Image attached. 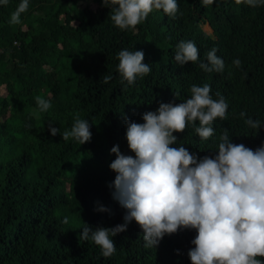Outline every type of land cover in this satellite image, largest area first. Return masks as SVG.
Listing matches in <instances>:
<instances>
[{
    "label": "trees",
    "instance_id": "obj_1",
    "mask_svg": "<svg viewBox=\"0 0 264 264\" xmlns=\"http://www.w3.org/2000/svg\"><path fill=\"white\" fill-rule=\"evenodd\" d=\"M21 2L0 4V264H192L195 229L165 234L156 247L146 248L133 220L110 236L116 251L107 258L94 241L79 237L87 226L95 231L125 223L126 209L113 200L110 187L116 177L111 149L118 145L123 154L135 155L125 121L144 123L143 114L161 103L186 101L193 85L207 84L212 99L225 98L226 119L213 122L208 140L195 131L199 121L189 123L174 133L172 147L214 158L224 129L232 143L264 146V5L176 0L174 18L153 9L135 30H121L102 0H29L21 23L10 24ZM71 4L79 7L77 15ZM205 22L213 33L203 29ZM181 41L195 43L197 62L176 63ZM213 48L224 61L221 73L199 66ZM124 49L143 51L151 68L132 85L122 84L118 72ZM104 75L112 79L104 83ZM37 96L51 102L46 112L39 110ZM77 115L92 133L83 145L61 135ZM249 117L260 121V129L245 123ZM50 124L61 134L52 136Z\"/></svg>",
    "mask_w": 264,
    "mask_h": 264
},
{
    "label": "clouds",
    "instance_id": "obj_2",
    "mask_svg": "<svg viewBox=\"0 0 264 264\" xmlns=\"http://www.w3.org/2000/svg\"><path fill=\"white\" fill-rule=\"evenodd\" d=\"M215 0H202L204 6ZM111 8V20L121 30L144 22L153 9H162L169 17L178 12L176 0H102ZM7 5L8 0H0ZM235 4L251 7L264 5V0H235ZM29 7V0H22L11 14L10 24L21 23L20 17ZM213 48L207 53V63L200 68L221 73L224 61ZM143 51L121 50L118 53V72L128 85L137 77L151 72L144 63ZM174 60L181 67L199 60V51L192 41L178 43ZM233 63L239 67L241 61ZM111 76L104 75V83ZM209 85L191 88V98L175 103H161L156 111L143 114L144 123L126 120V140L135 155H125L119 146L111 152L116 159L110 169L116 173L113 200L126 209L125 223L114 228L90 226L83 229L79 238L91 239L102 249V256L111 257L116 246L111 237L127 230L133 220L143 231L145 247L157 246L165 234L177 233L181 228L195 229V245L188 253L192 264H264L257 257H264V146L255 150L244 144L231 142L228 129H224L218 144V155L198 158L184 146L172 147L177 142L174 133H183L189 123L198 136L208 140L214 135L213 122L226 119L228 104L223 96L218 100L210 96ZM219 96V93H217ZM41 112L51 107V102L35 97ZM246 117L245 112L240 113ZM245 123L260 129L259 120L247 118ZM52 136L60 133L49 125ZM63 140L74 138L80 145L90 142L92 133L87 120L75 118L70 131H64ZM100 211H111L101 208ZM68 220L65 218L64 223Z\"/></svg>",
    "mask_w": 264,
    "mask_h": 264
},
{
    "label": "rangeland",
    "instance_id": "obj_3",
    "mask_svg": "<svg viewBox=\"0 0 264 264\" xmlns=\"http://www.w3.org/2000/svg\"><path fill=\"white\" fill-rule=\"evenodd\" d=\"M70 9L72 14L77 15L79 13V7L76 4H71ZM203 29L208 33H213V29L209 22L202 23Z\"/></svg>",
    "mask_w": 264,
    "mask_h": 264
}]
</instances>
